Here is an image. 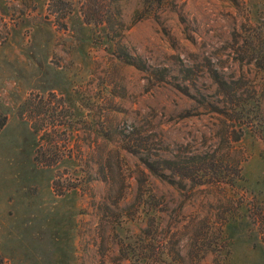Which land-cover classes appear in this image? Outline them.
I'll use <instances>...</instances> for the list:
<instances>
[{"label":"rangeland","instance_id":"rangeland-1","mask_svg":"<svg viewBox=\"0 0 264 264\" xmlns=\"http://www.w3.org/2000/svg\"><path fill=\"white\" fill-rule=\"evenodd\" d=\"M157 1L0 0V264H264V0Z\"/></svg>","mask_w":264,"mask_h":264},{"label":"trees","instance_id":"trees-1","mask_svg":"<svg viewBox=\"0 0 264 264\" xmlns=\"http://www.w3.org/2000/svg\"><path fill=\"white\" fill-rule=\"evenodd\" d=\"M157 2H161V0H158ZM7 121H8V116L2 112H0V131L5 127V125L7 124ZM238 139L240 137H237ZM236 139V140H238ZM61 158V156L59 157ZM59 158L57 159V162H59ZM35 161L37 163L40 162V155L39 153L37 152L36 156H35ZM56 162V160H54ZM165 163L168 162L170 163L171 160L169 159H164L163 160ZM203 162H207L205 163L208 164V167L204 165L203 167ZM215 162H219L218 159H214L213 161L211 160H208V161H201V164L199 165V167H193V168H189V167H181L179 164H177V162H175V166H178V167H170L171 170L172 168L174 169L175 168V171H176V178H180L181 180H185L186 178L188 179L190 176H192L193 178H196V184H204L206 182H208L209 178H213V182L215 185L219 184L217 183V181H221L222 178L224 176H222V169H220L219 167H215L217 166V164ZM46 164L50 165V164H53V161H50L49 163L46 162ZM153 167H149V169L155 173L156 175L160 176V177H166L167 176V173L165 174V171H166V168L168 167H154V165H151ZM234 166L236 167H232L234 168L237 173V175L240 174V167H238L237 163H234ZM186 170V171H184ZM210 170H212L210 172ZM179 171V172H178ZM179 174V175H178ZM231 175V174H230ZM181 176V177H180ZM229 176V175H228ZM234 180H232L233 182ZM124 259H122L121 261H123Z\"/></svg>","mask_w":264,"mask_h":264}]
</instances>
